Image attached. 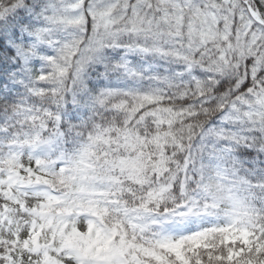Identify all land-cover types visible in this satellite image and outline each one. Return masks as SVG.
<instances>
[{"label":"snow or ice","instance_id":"snow-or-ice-1","mask_svg":"<svg viewBox=\"0 0 264 264\" xmlns=\"http://www.w3.org/2000/svg\"><path fill=\"white\" fill-rule=\"evenodd\" d=\"M0 264H264V0H0Z\"/></svg>","mask_w":264,"mask_h":264}]
</instances>
